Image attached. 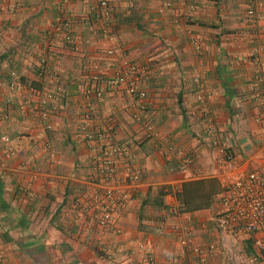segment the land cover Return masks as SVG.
I'll use <instances>...</instances> for the list:
<instances>
[{"label": "crops", "instance_id": "0c3cea01", "mask_svg": "<svg viewBox=\"0 0 264 264\" xmlns=\"http://www.w3.org/2000/svg\"><path fill=\"white\" fill-rule=\"evenodd\" d=\"M97 1L0 0V264H149L148 257L154 264H199L179 245L183 234L173 231L185 214L195 243L216 245L207 264H264V251L253 248L250 236L214 229L217 196L208 209L171 212L182 184L197 178L164 156L169 144L193 152L195 169L215 178L212 143L218 141L264 179V83L256 87L250 56L264 45V0H175L163 11L162 0H110L116 42L97 31L90 12ZM11 3L15 10L7 12L3 7ZM250 7L255 17L248 16ZM62 12L74 19L75 49L50 48ZM111 49L114 54H107ZM48 52L51 69L39 80L38 60ZM257 57L264 65V54ZM125 61L146 69L135 83L147 95L144 113L159 137L148 138L135 119L138 99L109 84ZM13 72L26 89L35 83L54 92L51 130L20 119L17 105L28 92H10ZM94 78L104 92L91 98L88 129L111 124L142 170L108 232L90 218L79 220L72 202L97 181L80 130L85 110L77 89ZM31 100L35 106L38 99ZM3 134L10 137L11 155L3 150Z\"/></svg>", "mask_w": 264, "mask_h": 264}, {"label": "built area", "instance_id": "2783aa9c", "mask_svg": "<svg viewBox=\"0 0 264 264\" xmlns=\"http://www.w3.org/2000/svg\"><path fill=\"white\" fill-rule=\"evenodd\" d=\"M174 3L175 0H162L160 6L162 10L160 8V11L172 8ZM8 5L3 8L7 12H13L16 5L14 3ZM90 12L94 16L96 24L98 23L97 31L100 37L116 42L117 38L112 30L113 5L110 0H98L90 6ZM248 16L255 17L254 9L251 7L248 10ZM50 41V48H76L74 19L69 13L62 12L57 16L54 24V35ZM106 53L114 54V50H108ZM259 54H264V45L261 48H254L250 53L257 66L254 77L256 87L264 83V65L257 57ZM50 57L51 54L48 52L38 60L37 77L39 80L51 69ZM145 73V68L131 61H125L119 73L109 81V84L123 88L127 94L138 99V112L134 113L135 119L143 122V128L148 138L159 137L155 125L144 113L147 95L135 83L136 79L141 78ZM94 79L93 82L88 79L79 82L77 89L84 100L83 107L85 110L80 130L85 146L93 153L91 167L97 176V181H90L94 188L91 193L87 195L77 194L72 202L73 210L79 220H89L90 218L100 230L108 232L116 228L117 212L130 199L131 188L141 179L142 170L132 163L131 144L117 140L114 137L111 124L97 131L88 129V120L92 111L91 98L92 96L100 98L104 92L103 84L96 80L98 78ZM194 81L196 84L199 83L198 78H195ZM7 84L11 93L28 92L25 100L17 105L20 119L33 118L43 124L46 130H51L49 103L55 96L54 92L46 89L39 92L33 87L26 89L21 78L15 72L11 74ZM32 98L38 100L35 106L30 107ZM3 117L4 119L8 118L6 114ZM262 138L264 140V135ZM1 141L5 153L11 155L10 137L3 134ZM48 144H45L46 147ZM212 145L218 153L214 177L221 185V192L216 197L218 209L213 214V227L224 236H250L253 248L259 252L264 251V179L259 172L247 170L225 144L214 141ZM164 156L168 161L173 158L176 159L181 168L192 170L197 179L207 176L199 169H195L196 157L193 152L169 144ZM178 206L179 204L173 206L171 212L180 215ZM183 216H185L183 225L177 226L173 230L183 234V237L179 239V245L189 251L192 259L197 263L207 264L216 255V245L214 243L206 246L196 244L188 223L190 217L187 214ZM258 233L261 235L258 236ZM257 257L254 255L251 260L255 262L258 260ZM2 260L3 256L0 255V261ZM148 261L149 264L155 263L152 257H148Z\"/></svg>", "mask_w": 264, "mask_h": 264}, {"label": "trees", "instance_id": "16d2710c", "mask_svg": "<svg viewBox=\"0 0 264 264\" xmlns=\"http://www.w3.org/2000/svg\"><path fill=\"white\" fill-rule=\"evenodd\" d=\"M46 75L44 74L40 79L43 80ZM23 81L24 79L21 78V82ZM34 84H30V87H33L39 92H43V87L39 88ZM220 192L221 185L215 178H200L185 182L181 186V191L177 194V200L179 202L178 210L180 213H189L201 209H208L212 207L215 197Z\"/></svg>", "mask_w": 264, "mask_h": 264}]
</instances>
